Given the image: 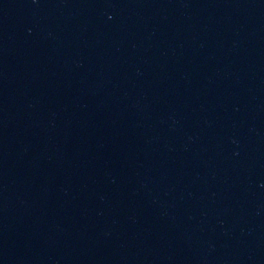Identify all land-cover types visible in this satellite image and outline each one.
I'll return each instance as SVG.
<instances>
[{
  "label": "water",
  "instance_id": "obj_1",
  "mask_svg": "<svg viewBox=\"0 0 264 264\" xmlns=\"http://www.w3.org/2000/svg\"><path fill=\"white\" fill-rule=\"evenodd\" d=\"M0 264H264V0H0Z\"/></svg>",
  "mask_w": 264,
  "mask_h": 264
}]
</instances>
